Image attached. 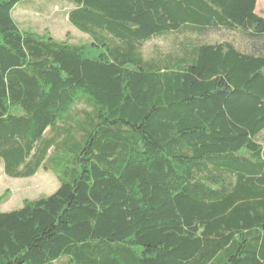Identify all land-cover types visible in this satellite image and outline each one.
I'll use <instances>...</instances> for the list:
<instances>
[{
	"label": "trees",
	"instance_id": "trees-1",
	"mask_svg": "<svg viewBox=\"0 0 264 264\" xmlns=\"http://www.w3.org/2000/svg\"><path fill=\"white\" fill-rule=\"evenodd\" d=\"M25 1L0 0V163L60 186L0 212V264H264L258 0H69L78 43L23 31Z\"/></svg>",
	"mask_w": 264,
	"mask_h": 264
},
{
	"label": "rangeland",
	"instance_id": "rangeland-1",
	"mask_svg": "<svg viewBox=\"0 0 264 264\" xmlns=\"http://www.w3.org/2000/svg\"><path fill=\"white\" fill-rule=\"evenodd\" d=\"M73 9L74 6L69 0H26L17 6L14 18L23 31L36 33L39 36H50L60 42H86L89 40L88 36L74 28L68 20V13ZM257 13L264 17V0H258ZM234 38L240 42L242 47L248 49V45L242 39L228 37L222 33H212L207 41L214 42ZM179 39L182 40V37ZM180 40L176 41L173 37H169L148 43L143 50L144 56L149 59L156 57L158 52L164 55L173 52L178 48ZM54 156L57 157L60 164H63L68 162L73 154L58 150ZM57 164L55 168L52 167V170H59L60 166ZM68 167L72 168L73 166L71 164ZM65 168L61 165V169ZM59 186L60 183L53 171L41 170L30 179H11L4 174L3 164L0 163V212L18 210L26 201L51 196Z\"/></svg>",
	"mask_w": 264,
	"mask_h": 264
}]
</instances>
